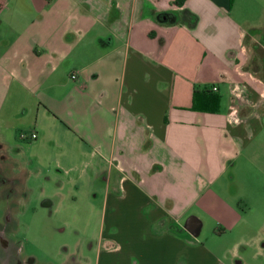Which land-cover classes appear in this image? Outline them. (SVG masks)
Listing matches in <instances>:
<instances>
[{"label":"crops","instance_id":"crops-1","mask_svg":"<svg viewBox=\"0 0 264 264\" xmlns=\"http://www.w3.org/2000/svg\"><path fill=\"white\" fill-rule=\"evenodd\" d=\"M176 1L0 0V128L37 131L29 164L97 215L94 264H228L198 237L238 220L213 183L264 137V2ZM213 85L219 111L193 109Z\"/></svg>","mask_w":264,"mask_h":264},{"label":"rangeland","instance_id":"rangeland-1","mask_svg":"<svg viewBox=\"0 0 264 264\" xmlns=\"http://www.w3.org/2000/svg\"><path fill=\"white\" fill-rule=\"evenodd\" d=\"M33 119L29 116L27 123ZM0 131L9 144L7 150H0V175L12 179V173L20 171L18 159L29 172L28 189L13 193L10 198L4 193L9 185L0 181V208L12 203L20 243L40 264H71L73 256L80 264H94L97 215L86 200L67 189L62 198L58 180L46 178V167L41 168L35 161L29 164V141L20 139L14 126L8 130L1 127ZM259 140L239 157L237 164L228 162L227 171L213 183L219 195L234 204L240 214L238 220L226 225L220 222L222 218L206 213L203 216L206 225L198 238L228 264L237 260L243 264H264V137ZM20 146L25 150L20 152ZM51 194L56 204L45 206V197Z\"/></svg>","mask_w":264,"mask_h":264},{"label":"flooded vegetation","instance_id":"flooded-vegetation-1","mask_svg":"<svg viewBox=\"0 0 264 264\" xmlns=\"http://www.w3.org/2000/svg\"><path fill=\"white\" fill-rule=\"evenodd\" d=\"M0 181L9 185L4 192L6 198L17 192L16 179L6 178L0 175ZM8 206L0 208V264H40L38 259L25 248L19 240L17 224L14 221V210L12 203L9 201ZM71 264H80L75 256L71 257ZM243 264L242 260H237ZM63 264H67L64 262Z\"/></svg>","mask_w":264,"mask_h":264},{"label":"trees","instance_id":"trees-1","mask_svg":"<svg viewBox=\"0 0 264 264\" xmlns=\"http://www.w3.org/2000/svg\"><path fill=\"white\" fill-rule=\"evenodd\" d=\"M234 0H230L232 4ZM175 3H181L177 0ZM221 94L211 87L207 86L204 89H194L192 108L200 111L218 112L220 107Z\"/></svg>","mask_w":264,"mask_h":264},{"label":"built area","instance_id":"built-area-1","mask_svg":"<svg viewBox=\"0 0 264 264\" xmlns=\"http://www.w3.org/2000/svg\"><path fill=\"white\" fill-rule=\"evenodd\" d=\"M77 75L74 73L72 74V78H76ZM212 89L217 91L218 90V86L217 85H213L212 86ZM234 93L237 95V96H240V91L239 89L235 88L234 89ZM238 103H234L231 105V110H230V113H229V120L231 122H240L241 121V117L239 116V110H238ZM20 137L22 139H27V138H31V139H35L37 137V131L33 130V131H25V130H22L20 132Z\"/></svg>","mask_w":264,"mask_h":264},{"label":"water","instance_id":"water-1","mask_svg":"<svg viewBox=\"0 0 264 264\" xmlns=\"http://www.w3.org/2000/svg\"><path fill=\"white\" fill-rule=\"evenodd\" d=\"M184 227L193 235L197 236L201 228V220L196 215H190L186 219Z\"/></svg>","mask_w":264,"mask_h":264}]
</instances>
